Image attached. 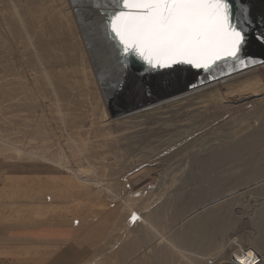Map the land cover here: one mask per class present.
<instances>
[{
	"label": "rangeland",
	"instance_id": "1",
	"mask_svg": "<svg viewBox=\"0 0 264 264\" xmlns=\"http://www.w3.org/2000/svg\"><path fill=\"white\" fill-rule=\"evenodd\" d=\"M44 5L0 0V183L23 188L13 173L33 174L56 183L52 200L72 197L74 221L89 225L72 264H219L230 246L264 248V93L226 108L199 101L114 118L85 86L74 92L84 104L74 95L67 108L63 94L54 105L39 70L71 77L83 56L77 29L41 13ZM258 80L264 92V70ZM106 139L111 146L89 152Z\"/></svg>",
	"mask_w": 264,
	"mask_h": 264
},
{
	"label": "bare ground",
	"instance_id": "2",
	"mask_svg": "<svg viewBox=\"0 0 264 264\" xmlns=\"http://www.w3.org/2000/svg\"><path fill=\"white\" fill-rule=\"evenodd\" d=\"M48 3H50V6L46 7L44 5L45 9L40 10V12H45V15L53 19L54 22L56 20L65 22L67 28L73 27L77 29V38L82 47L80 52L83 56L81 64L77 68L72 69L71 73L73 75L71 77L67 75L68 71L66 68L59 69L56 74H47V69L44 66L43 70H39V83L42 84V82L44 83L46 81L45 85L54 88V94L52 95H55L54 105L59 106L62 101L66 102L65 97H61L63 94L66 95V98H69L67 108H70L69 105H71V99L74 95L75 98L80 100V103L84 104L85 95L76 96L77 94H74V92L78 88L85 86L90 87L89 89L94 91L96 96L95 100L98 101V105H102L100 104L102 100L105 101L106 105H109L111 117L114 118H125L134 113H141V111H145L146 113V110H149V113L150 110L156 111L163 108H169L170 110L176 107H183L184 105H195L199 101L201 105H222L226 108L227 105H231L234 102L258 101V97H261L262 93H264L259 88L260 80H258L259 73L264 70V0L236 1L237 16L234 23L239 30H242L244 35V42L239 50L238 59H222L210 69H198L189 64H176L170 67H152L135 56L124 55L120 51L122 46L106 28L108 17L116 7L115 0H48ZM69 6L71 7L68 8ZM59 33H62V29ZM56 35V31L51 30L42 37L48 36L53 38ZM24 39H27V37ZM53 41L54 39L52 41H46V37L42 39V43L45 44L46 42L48 48H51ZM73 76H75L74 83H69L68 79L73 78ZM54 78H56L58 84L54 82ZM243 85L246 86L244 87ZM60 111H62L61 108ZM29 120L31 121V118ZM22 122L27 121L22 120ZM109 136L110 133L106 132L102 135L104 138ZM96 145L97 147L94 145L89 152L98 150V147H107L112 144L106 139L100 143L97 142ZM24 182L22 180V183ZM212 211H207L206 213L209 215ZM250 240L252 241V245L247 246L248 249H253V244L257 242L254 238ZM240 249H245V247L234 248V246H230V248H227L226 253L224 252L226 255L225 257L223 255V258L221 256L219 264H252L256 259L252 256L254 253V256H263L264 258L263 247L256 248L262 256L256 252L257 250L252 255H248V252L245 253L246 250L242 252ZM263 258H260L259 264H264Z\"/></svg>",
	"mask_w": 264,
	"mask_h": 264
},
{
	"label": "snow or ice",
	"instance_id": "3",
	"mask_svg": "<svg viewBox=\"0 0 264 264\" xmlns=\"http://www.w3.org/2000/svg\"><path fill=\"white\" fill-rule=\"evenodd\" d=\"M107 31L126 56L152 67L189 64L210 69L238 59L244 42L229 0H115ZM251 255V253H249Z\"/></svg>",
	"mask_w": 264,
	"mask_h": 264
},
{
	"label": "crops",
	"instance_id": "4",
	"mask_svg": "<svg viewBox=\"0 0 264 264\" xmlns=\"http://www.w3.org/2000/svg\"><path fill=\"white\" fill-rule=\"evenodd\" d=\"M18 174L13 180L23 178L25 188L0 183V264H72L73 249L87 244L88 223L74 221L71 196H47L55 182Z\"/></svg>",
	"mask_w": 264,
	"mask_h": 264
},
{
	"label": "water",
	"instance_id": "5",
	"mask_svg": "<svg viewBox=\"0 0 264 264\" xmlns=\"http://www.w3.org/2000/svg\"><path fill=\"white\" fill-rule=\"evenodd\" d=\"M236 1L237 0H229L231 6H232V17H233V22L236 20V14H237V10H236Z\"/></svg>",
	"mask_w": 264,
	"mask_h": 264
},
{
	"label": "built area",
	"instance_id": "6",
	"mask_svg": "<svg viewBox=\"0 0 264 264\" xmlns=\"http://www.w3.org/2000/svg\"><path fill=\"white\" fill-rule=\"evenodd\" d=\"M256 259L254 260V262L252 264H259L260 262V258L258 256H255ZM242 264H245V263H242Z\"/></svg>",
	"mask_w": 264,
	"mask_h": 264
}]
</instances>
